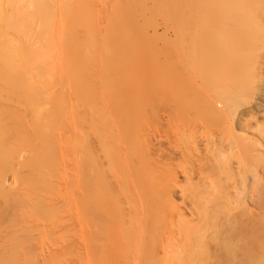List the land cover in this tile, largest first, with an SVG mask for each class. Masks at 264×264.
<instances>
[{
	"label": "rangeland",
	"instance_id": "rangeland-1",
	"mask_svg": "<svg viewBox=\"0 0 264 264\" xmlns=\"http://www.w3.org/2000/svg\"><path fill=\"white\" fill-rule=\"evenodd\" d=\"M177 4L163 2V10L151 14L138 6L128 24L131 37L113 38L97 16L110 11V0H91L96 13L83 28L84 49L69 55L61 188L68 187L66 223L72 229L18 230L19 247H0L3 255L9 244L12 255L17 246L18 257L13 254L12 262L8 254L10 262L3 255V264H160V230L114 228L198 224L217 226L220 234L206 235L210 262L203 258L220 264L214 256L233 233L227 222L239 213L262 218L264 0ZM114 45L123 49L113 51ZM200 191L214 205L203 196L196 201ZM2 204L4 226L12 209ZM258 224L249 231L257 236L263 229L264 242ZM82 227L102 229H75ZM249 231L243 237L255 236ZM239 237L227 239L224 264H264V245Z\"/></svg>",
	"mask_w": 264,
	"mask_h": 264
},
{
	"label": "bare ground",
	"instance_id": "bare-ground-1",
	"mask_svg": "<svg viewBox=\"0 0 264 264\" xmlns=\"http://www.w3.org/2000/svg\"><path fill=\"white\" fill-rule=\"evenodd\" d=\"M150 1L152 5L148 9V0H125L126 3L122 0H110V11H106L105 14L98 12L97 16L106 24L109 36L117 38L121 34L130 38L128 24L133 21V15L138 6L142 10H150L151 14L156 10H163V2L171 3L173 6L180 2V0ZM95 13V9L91 7V0H0V200L2 199L5 208L12 209L9 221L4 226L0 224V247L3 245L2 247L6 248L5 242L10 245L13 243L16 245L15 243L18 242L19 247L18 230L29 232L31 229L33 232L35 229L34 231L39 232V230L55 231V229L69 228L67 231H70L72 229L69 227L71 223L69 222V225L66 223L69 220L66 219V215L69 214L66 204L69 194L67 196L68 191H65L68 187L63 191L61 188L62 182H66L64 180L67 174L69 55L79 54L84 49L82 31L87 23L95 19ZM114 24L118 27H111ZM111 48L113 51L123 49L116 45ZM8 175L11 176L8 178L12 179L10 184L6 179ZM171 193L169 194L173 195ZM201 193L202 191L200 195L197 194L196 201H199V197L206 192H203V195ZM239 194L238 192L235 195L239 197ZM205 195L210 197L209 194ZM206 196L201 199L205 200ZM168 197V201L174 202L175 197L171 196L173 199L169 195ZM196 197L194 196L193 199ZM209 199L211 202L213 197ZM195 203L193 202L194 205ZM2 215L4 213L0 208V219ZM239 215L241 216L242 213ZM239 215H237L239 218L232 216L234 219L227 222L226 229H232L230 233L233 232L231 239L234 236L235 238L242 236V239L239 237L238 242L244 239L245 243L262 239L263 229L261 234L257 233V236L262 237L257 238L256 234L249 231V228H256L255 224L258 223V227L261 225L259 228H264V214L259 221L256 219L257 222L251 218L252 216L245 217L244 214V217L243 215L240 217ZM198 225H195L197 228L191 225L186 228L119 227L114 229L160 230L163 241V256L160 264H208L206 256L209 255H205L208 254L206 235L212 232L213 235H217L218 228L217 226L204 228L203 225L199 228ZM210 227L213 226L210 225ZM75 229L90 232L102 227ZM245 229L256 238L253 236L250 238L248 235L243 237L244 233L249 234ZM209 230L212 232H208ZM16 231L17 236H14ZM13 232H15L14 235L11 234ZM222 233L224 235L225 232ZM228 235L227 233L224 237ZM216 237L213 236L212 239L216 240ZM238 237L237 240H239ZM247 237L250 240L246 242ZM227 239L229 238H225L226 241H220L225 242L221 244L225 246L226 251L230 247L228 246L230 241ZM258 240L259 245H264V242ZM9 244L8 251L4 248V252L5 250L7 252L3 255L7 256H5L6 259L9 256L13 259V254L17 256L19 252H15L17 246L13 245L11 255ZM224 248L214 256L215 261L220 264H224L222 254L226 252ZM203 253L204 255H201ZM3 255L0 253V259H3ZM5 257L1 260L2 264ZM201 257L206 263L204 260L200 262ZM198 258L199 261H197ZM14 259L11 261L13 262Z\"/></svg>",
	"mask_w": 264,
	"mask_h": 264
}]
</instances>
